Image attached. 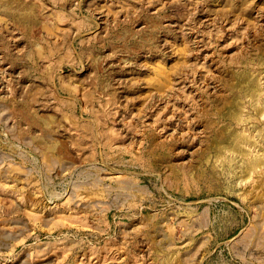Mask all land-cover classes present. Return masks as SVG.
<instances>
[{
	"label": "rangeland",
	"instance_id": "374dc122",
	"mask_svg": "<svg viewBox=\"0 0 264 264\" xmlns=\"http://www.w3.org/2000/svg\"><path fill=\"white\" fill-rule=\"evenodd\" d=\"M263 52L264 0H0V264H264Z\"/></svg>",
	"mask_w": 264,
	"mask_h": 264
},
{
	"label": "bare ground",
	"instance_id": "6f19581e",
	"mask_svg": "<svg viewBox=\"0 0 264 264\" xmlns=\"http://www.w3.org/2000/svg\"><path fill=\"white\" fill-rule=\"evenodd\" d=\"M263 18V17H262ZM264 53V52H263ZM253 87V86H252ZM260 87V86H259ZM255 88V87H254ZM263 90V89H262ZM257 91H259V90H257ZM264 94V93H263ZM260 95V94H259ZM263 96V95H262ZM262 99V98H261ZM264 99V98H263ZM263 101V100H262ZM264 103V102H263ZM261 105H262V103H261ZM263 107H264V104H263ZM263 107H261V109L263 108ZM264 110V109H263ZM261 113V112H260ZM260 120V119H259ZM261 121V120H260ZM263 122V121H262ZM262 124V123H261ZM261 131V130H260ZM261 135V134H260ZM262 135H264V134H262ZM260 140V139H259ZM264 140V139H263ZM262 140V141H263ZM261 141V142H262ZM263 143V142H262ZM258 157V156H257ZM263 157V156H262ZM259 159V158H258ZM261 159V158H260ZM257 162V161H256ZM258 163V162H257ZM261 163V162H260ZM263 164V163H262ZM246 166V165H245ZM255 166H257V165H255ZM236 168V167H235ZM255 168V167H254ZM247 169V168H246ZM253 170V169H252ZM255 171V170H254Z\"/></svg>",
	"mask_w": 264,
	"mask_h": 264
}]
</instances>
